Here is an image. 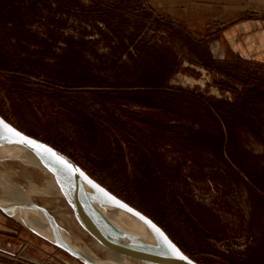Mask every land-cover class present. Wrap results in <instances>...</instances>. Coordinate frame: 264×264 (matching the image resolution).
<instances>
[{"label":"rangeland","instance_id":"1","mask_svg":"<svg viewBox=\"0 0 264 264\" xmlns=\"http://www.w3.org/2000/svg\"><path fill=\"white\" fill-rule=\"evenodd\" d=\"M220 36L196 39L147 0H0V115L199 264H264V58ZM2 165L26 183L21 162ZM81 233L75 245L97 242Z\"/></svg>","mask_w":264,"mask_h":264},{"label":"water","instance_id":"2","mask_svg":"<svg viewBox=\"0 0 264 264\" xmlns=\"http://www.w3.org/2000/svg\"><path fill=\"white\" fill-rule=\"evenodd\" d=\"M0 121L15 129L23 137L35 141L42 146L40 151L34 148L16 142H9V140H16L18 137L9 135L8 139L0 137V149L15 148L24 150L29 153L37 155L44 160L55 172L63 177L74 203H71V208L80 221L83 229L89 236L95 238L103 245H107L123 253L134 260H138L143 264H199L193 258H190L179 245H176L169 237L166 231L162 230L150 217H146L140 211L131 207L120 198L116 197L112 192L101 186L92 176H89L86 171L69 156L53 148L49 144L30 137L13 124L8 122L0 115ZM43 148L50 149L56 156L62 158L65 163H61L54 156L48 152H44ZM12 160L4 158L0 162ZM15 161L23 162L21 158L13 159ZM117 210H124L130 216L140 220L147 231L150 232L149 239L143 238L136 234H131L116 227L108 218V213ZM0 212L7 218L21 223L23 226L36 233L43 239L47 240L56 248L67 253L74 261L81 264H114L110 261L89 260L84 254L72 245L71 234L64 228H60L51 215L36 205H13L4 204L0 202ZM31 217L42 216L48 224L51 225L53 236L47 237L41 234L36 228L27 224L23 219L25 214ZM34 215V216H32ZM161 233L163 235H161ZM71 240V241H70ZM174 246L175 251L173 250Z\"/></svg>","mask_w":264,"mask_h":264},{"label":"crops","instance_id":"3","mask_svg":"<svg viewBox=\"0 0 264 264\" xmlns=\"http://www.w3.org/2000/svg\"><path fill=\"white\" fill-rule=\"evenodd\" d=\"M197 39L218 34L234 54L264 58V0H147ZM67 253L0 212V264H73ZM76 262V261H75Z\"/></svg>","mask_w":264,"mask_h":264},{"label":"bare ground","instance_id":"4","mask_svg":"<svg viewBox=\"0 0 264 264\" xmlns=\"http://www.w3.org/2000/svg\"><path fill=\"white\" fill-rule=\"evenodd\" d=\"M4 158H10L12 160L21 158L23 160L21 169L25 170L27 173L23 175L24 173L22 174L21 170H19L18 174L16 175L20 178L25 179L26 183H17L12 177L9 176L5 169L6 167L2 165L10 160L0 162L1 203H8L13 205H36L49 213L60 228H64L69 233H71V231H76L83 236V234L81 233L83 227L80 224V221L72 217L69 211L58 208V213H53L50 211L51 208L47 209L49 201H46L43 205L42 203L40 205L37 202V197H55L59 201L64 200L65 206L71 208L70 204L74 203V199L71 197V194L68 191V187L63 180V177H60L57 172L50 168V166L37 155L33 153L31 154L24 150H20L19 148L0 149V160ZM20 173L22 174V176L20 175ZM33 173H39L46 178L45 182L42 181L44 183L42 186L38 185L34 181H31L33 179ZM107 216L111 220V222L119 229L121 228L126 232H129L133 235H139L146 239H149V237H151L150 232L147 231L144 224L137 218L130 216L124 210L109 212ZM23 220L30 226L36 228V230L41 234L46 235L47 237L53 236L51 225L48 224L42 216H40L39 218L31 217V215L27 213L25 214V218ZM80 240L82 245L77 246L73 242L71 243L75 248L80 250L86 258L91 261L101 260L98 253L102 252L103 254H105L104 261H110L114 264H143L142 262L134 260L133 258H130L123 253H119L118 251L111 247H108L107 245H103L97 240V242L94 244H90L88 241H82L84 240L83 237Z\"/></svg>","mask_w":264,"mask_h":264},{"label":"snow or ice","instance_id":"5","mask_svg":"<svg viewBox=\"0 0 264 264\" xmlns=\"http://www.w3.org/2000/svg\"><path fill=\"white\" fill-rule=\"evenodd\" d=\"M9 135L18 137V139H16V140H9V142L23 143V144H26V145L34 148L37 151H40L42 149V146L41 145H38L35 141H32V140H30V139H28L26 137H23L15 129H12L9 125L4 124L2 121H0V137H2V138H4V139L7 140L8 137H9ZM43 151L44 152H48L49 154H51L52 156H54L61 163H65L62 160V158H60L59 156H56V154L55 153H52L50 149L43 148ZM161 235H163V234L161 233ZM170 247H173V250L175 251L174 246H171L170 245Z\"/></svg>","mask_w":264,"mask_h":264},{"label":"trees","instance_id":"6","mask_svg":"<svg viewBox=\"0 0 264 264\" xmlns=\"http://www.w3.org/2000/svg\"><path fill=\"white\" fill-rule=\"evenodd\" d=\"M163 88H166V87H163ZM229 109L233 110L235 109V106L234 105H229ZM231 111H229L228 113L230 114ZM232 129H230L229 131H231Z\"/></svg>","mask_w":264,"mask_h":264}]
</instances>
